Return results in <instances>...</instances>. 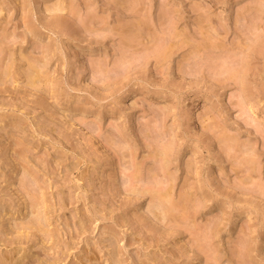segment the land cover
<instances>
[{"label":"rangeland","instance_id":"rangeland-1","mask_svg":"<svg viewBox=\"0 0 264 264\" xmlns=\"http://www.w3.org/2000/svg\"><path fill=\"white\" fill-rule=\"evenodd\" d=\"M0 264H264V0H0Z\"/></svg>","mask_w":264,"mask_h":264},{"label":"bare ground","instance_id":"bare-ground-1","mask_svg":"<svg viewBox=\"0 0 264 264\" xmlns=\"http://www.w3.org/2000/svg\"><path fill=\"white\" fill-rule=\"evenodd\" d=\"M82 50V49H81ZM30 82H31V84H32V87H37V85L36 84H38L39 82H40V78H37V79H31L30 80ZM36 90V89H35ZM37 90H39L38 89V87H37ZM165 153V152H164ZM157 199H159V200H161V201H165V202H168L169 200H168V196H166V194H164V195H161V196H159Z\"/></svg>","mask_w":264,"mask_h":264}]
</instances>
